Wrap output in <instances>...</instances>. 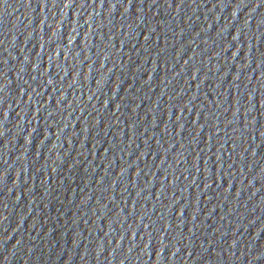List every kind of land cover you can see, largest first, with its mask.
<instances>
[{"label": "water", "instance_id": "obj_1", "mask_svg": "<svg viewBox=\"0 0 264 264\" xmlns=\"http://www.w3.org/2000/svg\"><path fill=\"white\" fill-rule=\"evenodd\" d=\"M0 264H264V3L0 0Z\"/></svg>", "mask_w": 264, "mask_h": 264}, {"label": "snow or ice", "instance_id": "obj_2", "mask_svg": "<svg viewBox=\"0 0 264 264\" xmlns=\"http://www.w3.org/2000/svg\"><path fill=\"white\" fill-rule=\"evenodd\" d=\"M261 3H264V0H261ZM129 4H131V0H129Z\"/></svg>", "mask_w": 264, "mask_h": 264}]
</instances>
